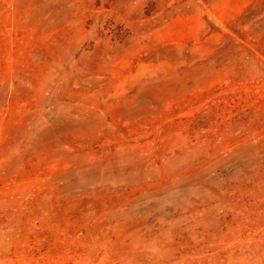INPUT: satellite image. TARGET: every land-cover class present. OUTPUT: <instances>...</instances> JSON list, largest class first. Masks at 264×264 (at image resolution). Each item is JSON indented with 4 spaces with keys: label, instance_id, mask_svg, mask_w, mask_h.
I'll use <instances>...</instances> for the list:
<instances>
[{
    "label": "rangeland",
    "instance_id": "obj_1",
    "mask_svg": "<svg viewBox=\"0 0 264 264\" xmlns=\"http://www.w3.org/2000/svg\"><path fill=\"white\" fill-rule=\"evenodd\" d=\"M0 264H264V0H0Z\"/></svg>",
    "mask_w": 264,
    "mask_h": 264
}]
</instances>
